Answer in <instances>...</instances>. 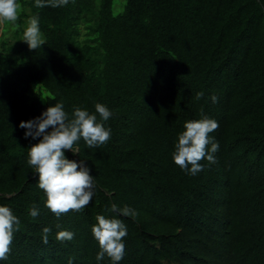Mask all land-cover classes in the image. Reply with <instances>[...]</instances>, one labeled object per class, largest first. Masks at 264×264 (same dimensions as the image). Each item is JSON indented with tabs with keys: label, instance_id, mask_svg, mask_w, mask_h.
<instances>
[{
	"label": "trees",
	"instance_id": "16d2710c",
	"mask_svg": "<svg viewBox=\"0 0 264 264\" xmlns=\"http://www.w3.org/2000/svg\"><path fill=\"white\" fill-rule=\"evenodd\" d=\"M19 4L15 25L0 23V204L20 220L3 264H97L91 227L97 215H116L112 204L136 213L118 217L128 232L120 264H264V4ZM33 16L45 44L29 50L22 33ZM57 101L69 116L73 106L92 113L95 103L113 112L106 144L81 140L78 153H66L87 161L95 191L81 211L59 218L44 207L18 127ZM204 116L218 123L209 134L219 144L215 168L201 160L203 170L188 175L172 162L173 145L186 120ZM64 230L72 240L56 239Z\"/></svg>",
	"mask_w": 264,
	"mask_h": 264
},
{
	"label": "clouds",
	"instance_id": "9594fccd",
	"mask_svg": "<svg viewBox=\"0 0 264 264\" xmlns=\"http://www.w3.org/2000/svg\"><path fill=\"white\" fill-rule=\"evenodd\" d=\"M264 4V0H259ZM68 0H35L36 7H62ZM19 0H0V23L15 25L18 19ZM22 42L29 50L41 48L45 44L39 27V17H31L22 33ZM203 97L197 93L196 99ZM212 103L217 102L215 95L210 97ZM113 112L106 105L95 103L94 112L73 106L71 116L65 111L62 101L47 107L41 114L28 121H21L18 127L23 131V137L30 140L27 148V165L33 169L36 186L43 192V204L51 213L57 216L70 210L79 212L87 206L94 196L95 183L87 161L69 159L66 153L74 156L79 151V141L83 140L90 149L100 148L111 138V128L107 121ZM214 119L204 116L198 120H186L178 133L171 153L172 162L188 175H196L205 169H214L216 162L214 154L219 144L209 134L217 129ZM35 141V143H32ZM210 146V147H209ZM109 211L116 215L106 217L97 215L96 223L91 227L93 239L97 242L99 251L96 254L97 264L106 257L110 264H120L124 257V240L128 234L127 226L118 217H134L135 210L127 205L118 207L112 204ZM33 218L39 215L36 205L28 209ZM20 220L7 206L0 204V264H3L10 254L14 233L19 231ZM51 230L42 229V242L47 244V234ZM74 233L64 230L57 233L56 239L70 241ZM150 259L146 264H159L160 260ZM187 261L177 257L174 261L166 260L163 264H184Z\"/></svg>",
	"mask_w": 264,
	"mask_h": 264
}]
</instances>
